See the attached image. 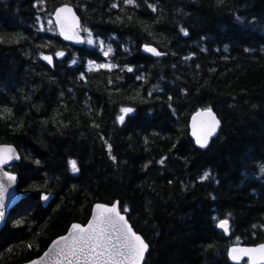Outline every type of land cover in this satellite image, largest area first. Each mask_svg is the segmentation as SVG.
I'll list each match as a JSON object with an SVG mask.
<instances>
[{"label": "trees", "instance_id": "trees-1", "mask_svg": "<svg viewBox=\"0 0 264 264\" xmlns=\"http://www.w3.org/2000/svg\"><path fill=\"white\" fill-rule=\"evenodd\" d=\"M63 4L94 39L111 44L109 57L97 44L75 48L47 30L48 15ZM136 5L0 0V109L12 110L0 120V144L18 150L20 162L9 171L29 193L0 231V264L39 257L70 224L84 225L97 202L130 209L129 222L149 244L144 264H232L230 246L264 243V0ZM37 16L45 31H37ZM13 37L23 39L9 43ZM145 43L165 55H148ZM90 60L119 67L88 71ZM121 107L134 111L118 123ZM203 107L213 108L221 130L198 149L188 122ZM40 192L54 195L46 208ZM220 219L229 221L228 233L216 226Z\"/></svg>", "mask_w": 264, "mask_h": 264}, {"label": "snow or ice", "instance_id": "snow-or-ice-1", "mask_svg": "<svg viewBox=\"0 0 264 264\" xmlns=\"http://www.w3.org/2000/svg\"><path fill=\"white\" fill-rule=\"evenodd\" d=\"M40 2L43 3V0H40ZM122 3L125 6H137L136 0H122ZM216 4L223 6L225 0H216ZM118 6L116 2L110 5L112 9H116ZM147 6L152 12L157 11L156 5L148 4ZM235 18L237 21L241 20L239 15ZM36 22L39 25L37 31L42 32L46 30L44 23L41 22L40 16L36 17ZM116 22H122L120 16L116 17ZM46 23L48 31H52L55 28L65 41H73L75 43L86 42L88 45L97 44L105 58L109 57L113 52L111 44L106 46L103 40H99L98 37L96 39L93 38L92 32L86 26L81 25L73 9L66 4L56 7L55 11L48 15ZM179 31L185 36L188 35V31L182 26L179 28ZM81 33L87 34L86 40L82 37ZM20 39H23V37L19 39L13 37L9 40V43H19ZM141 47L144 52L150 53L154 57L165 55V53L158 51L151 44L145 43ZM245 51L247 52L249 49L245 48ZM64 55L65 53L63 51L55 52L56 58L63 57ZM190 58L191 55L184 59ZM40 59L46 61L48 65L53 64L52 55H44L41 53ZM75 62L73 60V63ZM87 67L88 71L106 69L111 72L119 66L113 63L97 64L90 60ZM125 68L129 73L134 71L132 67L125 66ZM143 78L141 75L136 76L137 80ZM79 79L84 80L85 75L82 73ZM109 83L111 84L112 81L109 80ZM149 95H151V91ZM171 99L170 96L169 100ZM133 111L134 109L132 107H121L120 115L116 117V121L123 123L126 115ZM89 112L91 113V109H89ZM11 116L12 110L10 108L0 109V120L10 119ZM220 124L221 121L217 118L212 107L197 109L192 114L190 122V134L194 139L195 145L200 149L207 148L210 139L217 133ZM101 139L103 140L104 137H101ZM105 145L109 153V158L113 163H116V157L112 155V146L107 141H105ZM19 159L20 157L17 155L14 147L11 145H0V219L5 216V194L17 180L14 174L9 171H4L3 166L10 165L11 161ZM164 161L165 157H161L157 163L163 164ZM34 163L39 165L40 161L36 160ZM68 163L73 173L78 171L75 160H69ZM259 171L261 174H264V165L259 168ZM208 177L209 173L205 172L200 179L204 180ZM13 198L15 199V196ZM49 198V195L40 192V200L46 201ZM129 212L130 209L127 206H122L119 201L94 204L91 208V216L87 224L72 223L66 235L53 240L48 251L38 259L29 261V264H144L145 255L149 250V244L141 234H138L134 230V225L129 222L127 216ZM228 224L229 221L227 219H220L216 226L227 233ZM14 226H19V224ZM27 247L31 248L32 245L29 244ZM227 256L234 262H239L246 257L247 264H264V243L253 247H229L227 249Z\"/></svg>", "mask_w": 264, "mask_h": 264}, {"label": "water", "instance_id": "water-1", "mask_svg": "<svg viewBox=\"0 0 264 264\" xmlns=\"http://www.w3.org/2000/svg\"><path fill=\"white\" fill-rule=\"evenodd\" d=\"M63 5H65V4H63ZM66 5H68V4H66ZM62 6V5H61ZM69 7H71L72 9H73V11L75 12V14L77 15V17L79 18V20H80V17L78 16V14L76 13V11H75V9L72 7V6H70V5H68ZM60 7V6H59ZM55 11V10H54ZM80 23H81V20H80ZM56 32H57V34H58V30H56ZM82 35V34H81ZM58 36H59V38H60V40L63 42V43H65V44H69V45H71V46H73V47H75V48H82V47H84V45H85V43H75V42H73V41H65L59 34H58ZM83 37V36H82ZM84 38V37H83ZM148 55H150V56H152L150 53H147ZM162 56H164V55H162ZM218 118V117H217ZM190 122H191V117H190V119H189V122H188V136H189V138L192 140V142L194 143V146L196 147V148H198V149H200L198 146H196L195 145V142H194V139L191 137V134H190V132H191V129H190ZM220 130H221V124H220V127L218 128V130H217V133L210 139V142H209V145L211 144V142L214 140V139H216L217 138V136L219 135V133H220ZM0 145H11V144H0ZM208 145V146H209ZM12 147H14L13 145H11ZM15 148V147H14ZM16 149V148H15ZM16 153H17V155L20 157V154H19V152H18V150L16 149ZM20 162V159L19 160H15V161H11L10 162V165H6V166H3V170L4 171H9L8 169L11 167V166H13V165H15V164H18ZM10 172V171H9ZM12 173V172H11ZM12 174H14L16 177H17V180H16V182L11 186V188H9V190H8V192L5 194V216H4V218H2V219H0V231L4 228V226H5V224H6V222H7V220H8V218H9V215H10V213L11 212H13L17 207H18V205L25 199V198H27L28 196H29V193H27V192H20L19 190H18V181H19V179H18V176L15 174V173H12ZM47 195H49V199L48 200H46V201H42V200H40V202H41V205H42V207L43 208H46L49 204H50V202L53 200V198H54V195L52 194V193H48ZM15 196V199L13 198ZM116 202V201H115ZM97 203H99V202H97ZM94 204H96V203H94ZM93 204V205H94ZM92 205V206H93ZM92 208V207H91ZM90 216H91V211H90ZM90 216H89V218H88V220L90 219ZM88 220H87V222H88ZM87 222L85 223V224H87ZM74 223H77V222H74ZM83 225V224H82ZM70 226H71V224H70ZM70 226L68 227V229L70 228ZM68 229H67V231H68ZM219 229V228H218ZM219 230H221V231H223L224 232V230H222V229H219ZM67 231L63 234V235H66L67 234ZM225 233V232H224ZM228 233V232H227ZM63 235H61V236H63ZM60 236H58V237H56L55 239H58ZM55 239H53V240H55ZM52 240V241H53ZM52 241L50 242V244L47 246V248L44 250V252L40 255V256H42L46 251H48V249H49V246L51 245V243H52ZM233 246H237V247H253V246H246V245H242V244H236V245H232V246H230V247H233ZM254 246H256V245H254ZM148 252H149V250H148ZM148 252L146 253V255L148 254ZM146 255H145V257H146ZM39 256V257H40ZM39 257H37V258H34V259H38ZM227 258H228V256H227ZM34 259H32V260H34ZM228 260L232 263V264H240L241 262H243L244 260L245 261H247V258L245 257V258H243L241 261H239V262H234V261H231L229 258H228ZM23 264H29V261L28 262H25V263H23Z\"/></svg>", "mask_w": 264, "mask_h": 264}, {"label": "rangeland", "instance_id": "rangeland-1", "mask_svg": "<svg viewBox=\"0 0 264 264\" xmlns=\"http://www.w3.org/2000/svg\"><path fill=\"white\" fill-rule=\"evenodd\" d=\"M85 38V37H84ZM85 40H86V38H85Z\"/></svg>", "mask_w": 264, "mask_h": 264}]
</instances>
